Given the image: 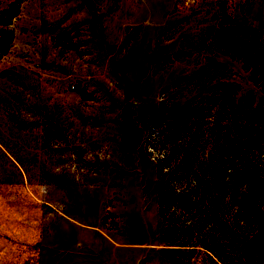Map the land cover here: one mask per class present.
<instances>
[{
  "label": "rangeland",
  "instance_id": "obj_1",
  "mask_svg": "<svg viewBox=\"0 0 264 264\" xmlns=\"http://www.w3.org/2000/svg\"><path fill=\"white\" fill-rule=\"evenodd\" d=\"M0 264H264V0H0Z\"/></svg>",
  "mask_w": 264,
  "mask_h": 264
}]
</instances>
